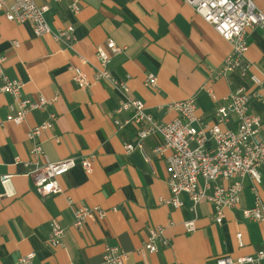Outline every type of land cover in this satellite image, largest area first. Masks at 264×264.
<instances>
[{
    "label": "crops",
    "instance_id": "crops-1",
    "mask_svg": "<svg viewBox=\"0 0 264 264\" xmlns=\"http://www.w3.org/2000/svg\"><path fill=\"white\" fill-rule=\"evenodd\" d=\"M35 2L48 5L44 16L52 30L73 25L74 41L68 48L50 34L36 37L29 23L7 21L0 11V53L6 56L7 75L22 83L23 98H55L15 124L8 120L12 96L0 93V176L13 175L15 189L13 197H6L0 183V264H16L31 252L35 254L32 264H102L105 244L127 252L126 264H216L217 258L253 255L264 248V223L242 215L256 200L251 187L255 186L264 204L263 165L257 184L248 175L234 179L242 184L240 200L236 207L224 208L221 224L215 223L210 203L201 201L193 208L184 192L180 207L161 204L159 198L169 197L170 191L168 164L153 152L160 137L144 141L149 162L137 150L127 153L125 144L136 138L134 128H120L113 121L131 114H114L122 94L102 80L81 88L69 69L79 66L93 81L96 50L106 49L111 39L122 48L112 57L111 73L126 83L128 94L142 100L155 119L171 120L176 113L165 105L194 97L196 116L211 124L216 108L225 103L223 98L241 88L248 93L259 91L262 99L252 97L248 111L264 122V31L247 29V76L233 71L214 79L212 74L231 46L186 0H77V13L72 11L74 0ZM254 3L264 11V0ZM13 41H18V48ZM150 73L156 76L155 88L144 84ZM252 74L262 78L260 86L250 81ZM50 113L56 120L39 138L38 163L91 155L92 171L87 173L77 164L60 177L61 193L41 197L26 175L32 168L25 164L32 148L27 132ZM230 121L229 127L234 117ZM78 206L98 207L105 216L77 229L73 223ZM53 220L64 228L61 246L47 243ZM188 220L195 221L192 232L184 229ZM156 226L164 228L169 244L149 253L143 243Z\"/></svg>",
    "mask_w": 264,
    "mask_h": 264
},
{
    "label": "built area",
    "instance_id": "built-area-1",
    "mask_svg": "<svg viewBox=\"0 0 264 264\" xmlns=\"http://www.w3.org/2000/svg\"><path fill=\"white\" fill-rule=\"evenodd\" d=\"M186 1L231 46L219 69L212 74L214 79L224 77L233 71L241 76H247L250 67L245 55L249 46L247 29L260 28L264 31V11L257 8L254 0ZM0 11L7 21L16 24L29 23L36 37L50 34L55 41L64 43L68 48L73 45V25L52 30L44 16L48 11L46 4L38 5L35 0H0ZM72 11L73 13L79 11L77 0L72 4ZM12 44L17 48L19 46L18 41H13ZM105 46L107 50L101 47L96 50L98 65L94 67L93 81L79 66H70L69 69L73 71V81L86 89L93 82L102 80L122 94L123 99L120 100L114 114L125 112L131 114L123 121L117 118L113 121L120 128L127 126L134 128L136 138L134 142L125 144L127 153L137 150L149 162L144 141L151 136L160 137L161 143L153 148V152L164 157L168 164L167 185L170 191L169 197L159 198L161 204L180 207L182 205L180 195L184 192L190 197L193 208L201 201L210 203L213 207L215 223L221 224L224 208H234L240 200L242 184L234 179L248 175L255 184L260 182L259 168L264 166V122L258 116L249 113L248 104L252 97L262 99L261 94L259 91L248 93L241 88L230 92L223 98L225 103L216 108L214 122L211 124L200 121L196 116L194 97L166 104V110L174 111L176 115L171 120L159 121L147 111L142 100L128 94L126 83L118 80L111 73L109 64L112 57L121 53L122 48L111 39L106 41ZM80 60L83 64L86 63L82 57ZM6 61V56L0 53V93H8L12 96V102L8 103V120L21 124L30 111L45 108L55 98L39 96L35 101L23 98L22 83L7 75ZM248 77L257 86L263 82L257 74ZM144 84L155 88L156 76L152 73L146 75ZM231 117H234V125L229 127L227 124L231 123ZM55 120V114L50 113L45 121L27 132L32 148L31 159L25 164L28 166L32 164V168L26 175L41 197L61 193L60 177L77 164L87 173L92 171L91 155L81 158L66 157L43 165L38 163V157L42 153L39 138L44 131L53 128ZM12 176L10 174L0 176L3 195L6 197L15 195ZM219 180L234 181L224 185L219 183ZM251 188L256 200L252 207L242 210V215L245 219L264 223V204L260 203L255 186ZM74 216L73 225L81 229L90 219H103L105 212L98 207L78 206L74 210ZM183 225L188 232L196 229L194 220L185 221ZM63 235L64 228L59 222L51 221L47 243L53 247L61 246ZM236 237L239 245L242 246L241 233L238 232ZM166 244H169V240L164 236V228L156 226L149 229L143 249L153 253ZM34 256L33 252L27 253L19 257L16 264H32ZM127 259L128 253L119 247L104 245L102 264H126ZM262 260H264V248L253 255H239L236 258L223 256L216 259V264H261Z\"/></svg>",
    "mask_w": 264,
    "mask_h": 264
}]
</instances>
